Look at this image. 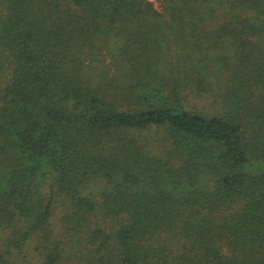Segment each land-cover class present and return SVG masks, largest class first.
<instances>
[{
  "label": "trees",
  "instance_id": "trees-1",
  "mask_svg": "<svg viewBox=\"0 0 264 264\" xmlns=\"http://www.w3.org/2000/svg\"><path fill=\"white\" fill-rule=\"evenodd\" d=\"M0 0V264H264V0Z\"/></svg>",
  "mask_w": 264,
  "mask_h": 264
},
{
  "label": "rangeland",
  "instance_id": "rangeland-1",
  "mask_svg": "<svg viewBox=\"0 0 264 264\" xmlns=\"http://www.w3.org/2000/svg\"><path fill=\"white\" fill-rule=\"evenodd\" d=\"M149 1H151L152 4H153L156 8H158V9L161 8V6H160V1H159V0H149Z\"/></svg>",
  "mask_w": 264,
  "mask_h": 264
}]
</instances>
